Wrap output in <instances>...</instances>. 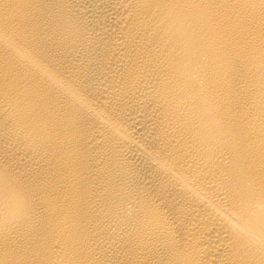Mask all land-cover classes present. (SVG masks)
<instances>
[{"label":"bare ground","instance_id":"obj_1","mask_svg":"<svg viewBox=\"0 0 264 264\" xmlns=\"http://www.w3.org/2000/svg\"><path fill=\"white\" fill-rule=\"evenodd\" d=\"M0 264H264V0H0Z\"/></svg>","mask_w":264,"mask_h":264}]
</instances>
